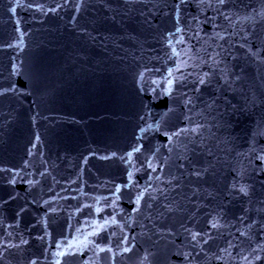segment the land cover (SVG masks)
Returning a JSON list of instances; mask_svg holds the SVG:
<instances>
[{"label":"water","instance_id":"water-1","mask_svg":"<svg viewBox=\"0 0 264 264\" xmlns=\"http://www.w3.org/2000/svg\"><path fill=\"white\" fill-rule=\"evenodd\" d=\"M0 264H264V0H0Z\"/></svg>","mask_w":264,"mask_h":264}]
</instances>
